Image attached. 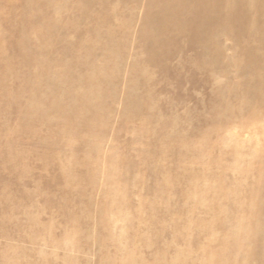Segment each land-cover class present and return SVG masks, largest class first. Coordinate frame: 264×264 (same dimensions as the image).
<instances>
[{
  "label": "rangeland",
  "instance_id": "1",
  "mask_svg": "<svg viewBox=\"0 0 264 264\" xmlns=\"http://www.w3.org/2000/svg\"><path fill=\"white\" fill-rule=\"evenodd\" d=\"M244 4L199 43L173 0H0V264H264V0Z\"/></svg>",
  "mask_w": 264,
  "mask_h": 264
},
{
  "label": "bare ground",
  "instance_id": "2",
  "mask_svg": "<svg viewBox=\"0 0 264 264\" xmlns=\"http://www.w3.org/2000/svg\"><path fill=\"white\" fill-rule=\"evenodd\" d=\"M227 1L228 0H193V3L189 5V0H173V3L178 2L181 5L180 10L183 8L185 12L180 13V11L179 13H172L166 17L165 24L178 30L186 31L187 34H191L194 42L200 43L207 39V36L205 37V26L215 23L217 26L221 27L219 28L220 31L222 30L221 33H226V26L229 23L238 25V23H244L245 20L248 19L246 15L243 17H237L235 15L236 11L245 13L247 6L244 2L246 0H240L241 4L231 11H226L223 8ZM239 30L241 31V29Z\"/></svg>",
  "mask_w": 264,
  "mask_h": 264
}]
</instances>
